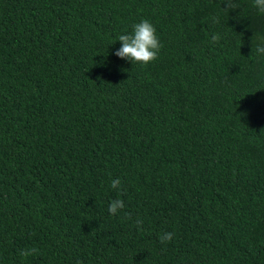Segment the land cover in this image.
<instances>
[{
	"label": "trees",
	"instance_id": "trees-1",
	"mask_svg": "<svg viewBox=\"0 0 264 264\" xmlns=\"http://www.w3.org/2000/svg\"><path fill=\"white\" fill-rule=\"evenodd\" d=\"M233 2L0 0V264H264V14ZM143 19L147 66L114 55Z\"/></svg>",
	"mask_w": 264,
	"mask_h": 264
},
{
	"label": "clouds",
	"instance_id": "clouds-1",
	"mask_svg": "<svg viewBox=\"0 0 264 264\" xmlns=\"http://www.w3.org/2000/svg\"><path fill=\"white\" fill-rule=\"evenodd\" d=\"M253 7L259 14H264V0H252ZM223 9L225 12L234 11L238 5L233 0H223ZM213 23H218L217 18H213ZM120 42V47L114 52V55L120 59H124L132 62L133 64H140L147 66L159 58V53L163 48V44L157 35V29L148 20L143 19L136 23L132 27V32L129 34H120L116 41ZM220 40V36L217 33L210 35L209 43L217 44ZM115 41V42H116ZM114 42V43H115ZM257 54L264 55V46L257 45L255 48ZM121 186L120 178L112 179L110 187L114 190H118ZM125 207L122 199H113L109 202L108 212L115 216L120 213ZM144 221L140 218L136 220V227L139 231H143ZM174 233L165 232L160 237V243L166 244L173 239ZM40 250L38 248H25L19 251V255L22 258H28L29 256L39 255Z\"/></svg>",
	"mask_w": 264,
	"mask_h": 264
}]
</instances>
